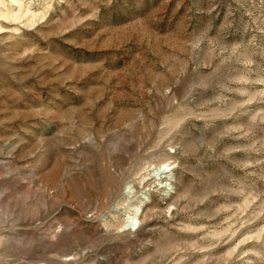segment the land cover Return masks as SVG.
Instances as JSON below:
<instances>
[{"label":"rangeland","instance_id":"obj_1","mask_svg":"<svg viewBox=\"0 0 264 264\" xmlns=\"http://www.w3.org/2000/svg\"><path fill=\"white\" fill-rule=\"evenodd\" d=\"M0 264H264V0H0Z\"/></svg>","mask_w":264,"mask_h":264}]
</instances>
